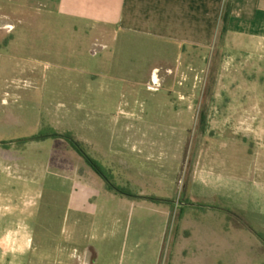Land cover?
Returning a JSON list of instances; mask_svg holds the SVG:
<instances>
[{"label": "rangeland", "instance_id": "obj_1", "mask_svg": "<svg viewBox=\"0 0 264 264\" xmlns=\"http://www.w3.org/2000/svg\"><path fill=\"white\" fill-rule=\"evenodd\" d=\"M53 4L0 0V264H264V60L99 49ZM53 132L110 184L71 142H21Z\"/></svg>", "mask_w": 264, "mask_h": 264}, {"label": "crops", "instance_id": "obj_2", "mask_svg": "<svg viewBox=\"0 0 264 264\" xmlns=\"http://www.w3.org/2000/svg\"><path fill=\"white\" fill-rule=\"evenodd\" d=\"M52 1L49 15L65 21L69 31L91 37L99 49L106 47L104 44L109 37L114 39L122 33L179 47L188 46L202 59L203 53L208 51L216 60L217 51H220L226 55V61H239V68H232V63L224 67L230 75L237 70L246 72L249 60H264V0ZM21 13L24 14V10ZM1 27L12 26L6 23L0 24ZM91 53L95 55L97 51L91 50ZM167 73L170 75L173 71L167 70ZM223 75L226 76L225 72ZM89 252L76 263L97 264L99 255L95 249ZM30 264L65 262L59 258L46 262L33 258Z\"/></svg>", "mask_w": 264, "mask_h": 264}, {"label": "flooded vegetation", "instance_id": "obj_3", "mask_svg": "<svg viewBox=\"0 0 264 264\" xmlns=\"http://www.w3.org/2000/svg\"><path fill=\"white\" fill-rule=\"evenodd\" d=\"M6 42V36L2 35V29H0V44H3ZM62 139L65 141L70 142V137L68 135H60L56 132L50 133V134H46V135H38V136H32V137H28L26 139H23L21 142L27 144L29 142H40V141H45L47 139ZM10 143H3L4 146L9 145ZM84 158V157H83ZM85 161L90 165V163L88 162L87 158H84ZM90 167L94 170V168L90 165ZM95 171V170H94ZM96 173V172H95ZM97 174V173H96ZM98 176H100L99 174H97ZM101 178H103L105 181H107L104 177L100 176ZM108 182V181H107ZM3 224L7 225V224H13L10 220L8 219H4L3 220ZM255 236L257 237V239H259L260 241L264 242V233L261 232H256Z\"/></svg>", "mask_w": 264, "mask_h": 264}, {"label": "trees", "instance_id": "obj_4", "mask_svg": "<svg viewBox=\"0 0 264 264\" xmlns=\"http://www.w3.org/2000/svg\"><path fill=\"white\" fill-rule=\"evenodd\" d=\"M224 32H226V29H224ZM70 142L74 144L75 148H77L79 154L84 157L87 158L88 162L90 163V165L94 168L95 172L97 174H99L100 176L104 177L103 171L101 169V167L92 159H90L82 150L79 149V146L77 144H75L74 141H72V139L70 138ZM108 183L110 184L109 180H107Z\"/></svg>", "mask_w": 264, "mask_h": 264}]
</instances>
